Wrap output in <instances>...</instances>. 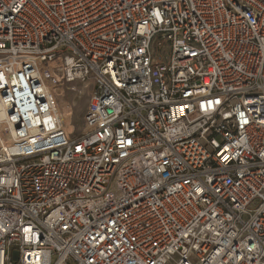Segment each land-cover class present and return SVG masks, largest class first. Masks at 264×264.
Instances as JSON below:
<instances>
[{
    "label": "built area",
    "instance_id": "built-area-1",
    "mask_svg": "<svg viewBox=\"0 0 264 264\" xmlns=\"http://www.w3.org/2000/svg\"><path fill=\"white\" fill-rule=\"evenodd\" d=\"M0 264H264V0H0Z\"/></svg>",
    "mask_w": 264,
    "mask_h": 264
},
{
    "label": "rangeland",
    "instance_id": "rangeland-1",
    "mask_svg": "<svg viewBox=\"0 0 264 264\" xmlns=\"http://www.w3.org/2000/svg\"><path fill=\"white\" fill-rule=\"evenodd\" d=\"M93 81L85 83L79 82L73 85H67L60 88V93L57 94L59 110L70 111L68 124L72 127L69 132L78 135L85 130L84 115L89 106V102L93 93Z\"/></svg>",
    "mask_w": 264,
    "mask_h": 264
},
{
    "label": "bare ground",
    "instance_id": "bare-ground-1",
    "mask_svg": "<svg viewBox=\"0 0 264 264\" xmlns=\"http://www.w3.org/2000/svg\"><path fill=\"white\" fill-rule=\"evenodd\" d=\"M62 87L61 88H63L65 85H61ZM60 88L58 89V93H60ZM62 109H64V108H62ZM61 109V107H60V111H59V113H60V115H61V117H62V120H63V122H64V124L66 125V129L67 130H69V129H72V127L68 124V117H69V115L71 114L70 113V111H68V110H62Z\"/></svg>",
    "mask_w": 264,
    "mask_h": 264
}]
</instances>
